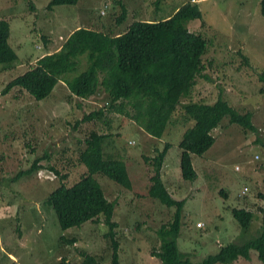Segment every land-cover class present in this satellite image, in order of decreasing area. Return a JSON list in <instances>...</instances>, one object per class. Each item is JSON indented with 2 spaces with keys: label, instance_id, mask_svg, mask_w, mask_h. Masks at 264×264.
I'll use <instances>...</instances> for the list:
<instances>
[{
  "label": "rangeland",
  "instance_id": "374dc122",
  "mask_svg": "<svg viewBox=\"0 0 264 264\" xmlns=\"http://www.w3.org/2000/svg\"><path fill=\"white\" fill-rule=\"evenodd\" d=\"M49 1L0 0V19L9 24V43L21 59L10 69L0 67V264H82L83 251L109 264L113 248L110 238L104 236L110 228L103 218L62 230L53 209L43 201L61 183L71 186L86 173L77 157L91 131L110 132L104 153L123 160L132 176L148 168L143 156L153 158L156 143L125 115L107 113L101 92L80 99L60 80L49 96L37 101L20 87L1 94L6 83L59 49L73 30L110 32L113 26L115 33H110L107 41L114 43L155 28L152 21L166 15L168 20L157 25L170 27L178 12L190 18L191 31L209 39L202 55L201 75L196 77L190 93L181 96L163 137L157 139L159 151L170 140L162 180L174 200L185 201L178 247L190 254L192 261H200L220 245L242 241L259 231L260 209L264 207L258 197L264 192V85L259 81L264 72L261 0H161L158 5V0H79L76 5L48 11ZM30 3L35 6V14L26 12ZM122 6L127 14L118 25L115 19L121 15ZM45 15L51 18L48 23ZM85 66L82 58L79 69ZM219 94L239 112L250 111L256 130L246 131L224 117L212 130L215 141L210 149L200 157H192L196 180L185 181L180 172L178 141L192 122L184 120L189 116L183 104H211ZM101 107L103 119L82 120ZM45 153L49 158L37 162L40 169L36 173L18 176ZM152 169L146 179L142 175H137L138 180L133 178L141 195L148 196ZM96 178L114 206L112 231L118 242L119 264H162L152 254L161 250L160 231L173 223L175 206L139 196L101 175ZM243 189H247L245 195L241 194ZM233 208L252 212L245 232L233 218ZM27 211L29 214H23ZM19 215L22 221L17 229ZM62 235L75 238L69 241L61 239ZM233 264L264 263L251 250L250 260L239 257Z\"/></svg>",
  "mask_w": 264,
  "mask_h": 264
},
{
  "label": "trees",
  "instance_id": "16d2710c",
  "mask_svg": "<svg viewBox=\"0 0 264 264\" xmlns=\"http://www.w3.org/2000/svg\"><path fill=\"white\" fill-rule=\"evenodd\" d=\"M78 2L79 0H50L46 9L50 11L56 6H72ZM160 2L161 0H158L156 4ZM107 7L105 6V9ZM175 10L174 6L170 13L172 14ZM35 11L33 3L28 4L26 12L35 14ZM260 13L264 16V0L260 1ZM126 14L127 9L122 6L121 15L115 19L118 25L125 19ZM166 16L159 21H152L156 25L155 28L119 39L114 43L107 41L109 34L115 33L113 26L109 27L110 32H97L88 28L73 30L64 39L60 48L47 54L48 57L40 61L41 63L38 62L40 64L31 66L8 81L1 94L7 93L13 87H20L38 101L49 96L60 80L64 81L69 91L80 99H88L100 92L103 93L102 99L103 104L104 100L106 101L107 113L115 112L125 115L156 140L155 156L153 158L143 156L144 164L149 169L145 168L137 175L138 177L142 175L146 179L150 174V168L153 167L148 196L166 202L168 207L175 206L176 210L173 223L169 227L163 226L160 231L163 238L161 250L155 251L152 255L158 257L162 264H233L239 257L250 260L251 250H254L257 259L264 263V207L260 209L262 224L259 231L242 241H230L220 245L216 252L207 254L200 261H192L190 254L181 251L178 247L181 210L185 201L174 200L162 180L161 172L170 140H166L164 149L159 151L157 139L163 137L173 111L180 104L181 96L190 93L192 86L196 83V77L198 74L201 75L200 72L204 67L202 55L209 39L201 32L191 31L188 27L190 18L180 12L173 17L170 27L157 25L159 22L167 21ZM44 18L47 23L51 19L47 15ZM9 34V24L0 19V67L2 69H10L21 60L17 51L9 43ZM47 40L46 36H43L44 43L47 44ZM82 58L85 59L87 66L80 70ZM202 77L210 79L205 74ZM259 81L264 85V72L259 75ZM183 110L189 116L184 117V120L192 122L191 126L181 132L178 141L180 172L185 181L196 180L197 174L192 165V157H200L210 149L215 141L212 130L219 126L224 117H228L232 123L246 131L256 130L252 122V113L239 112L221 94L211 104L185 103ZM103 116L104 108L101 107L83 117L82 120L103 119ZM109 135L110 132L96 130L89 133L85 140V147L77 157L78 163L86 168V173L71 186L61 183L46 196L43 204L53 209L62 230L103 218L110 228L104 236L110 238V247L113 248L109 264H119L118 242L112 231L115 224L112 220L114 206L107 201L96 176L106 177L137 194L139 192L135 179H138L135 173L132 176L123 160L105 155L104 144ZM43 158L48 159L49 155L45 153L42 157H38L30 169L21 172L18 176H30L36 173L40 169L36 164ZM55 173L58 174V171L55 170ZM144 195L147 196L144 193L139 194V196ZM258 197L264 202V192L258 194ZM232 213L241 232H245L253 218L252 212L233 208ZM23 214L27 215L29 211ZM21 218V215L16 218L17 229L18 222L22 221ZM73 238L75 237L67 239L64 235L61 236V239L69 241ZM82 255V264H103L102 257V260H99L98 257L86 254L85 251ZM8 258L10 259L9 256Z\"/></svg>",
  "mask_w": 264,
  "mask_h": 264
},
{
  "label": "built area",
  "instance_id": "2783aa9c",
  "mask_svg": "<svg viewBox=\"0 0 264 264\" xmlns=\"http://www.w3.org/2000/svg\"><path fill=\"white\" fill-rule=\"evenodd\" d=\"M103 12H104V11H103ZM246 191H247V189H246L245 191H244V189H243V191L241 192V194L243 193L242 195H245V194H246Z\"/></svg>",
  "mask_w": 264,
  "mask_h": 264
}]
</instances>
